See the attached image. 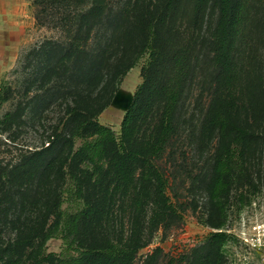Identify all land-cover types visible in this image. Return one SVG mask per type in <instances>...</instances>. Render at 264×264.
<instances>
[{
    "label": "trees",
    "instance_id": "obj_1",
    "mask_svg": "<svg viewBox=\"0 0 264 264\" xmlns=\"http://www.w3.org/2000/svg\"><path fill=\"white\" fill-rule=\"evenodd\" d=\"M184 2L126 0L114 7L109 0L35 1L37 21L46 25L50 16L56 18L67 40H46L30 54L37 70L29 85L38 83L42 90L34 102L49 107L53 100L61 104L68 99L64 103L69 116L65 132L47 148L23 156L12 167L0 161V264H135L139 250L160 228L169 229L181 220L180 204L169 195L168 170L160 164L174 154L169 150L180 129L181 94L174 85L166 86L169 76L156 77L152 69L165 62L172 66L168 72L175 81L183 84L198 70L203 50L209 63L200 71L211 86L206 124L220 132V147L208 171L210 223L216 231L194 249L189 264H225L222 246L230 238L238 242L225 230L230 193L235 184L257 189L254 174H260L264 159V0L254 12L249 0H212L217 19L209 41L197 51L180 49L165 60V43L175 41L169 22ZM196 9L199 13L202 4ZM146 53L145 82L118 136L99 116ZM12 93L3 81L0 112ZM155 118L160 124L143 148L137 133L143 121L149 125ZM20 119L17 112L0 117V135ZM77 139L80 145L75 147ZM117 197L132 198L139 218L150 205L146 237L135 229L125 237L112 226ZM69 198L80 201L75 211L63 208ZM239 201L245 202L243 195ZM51 215L54 221L47 227ZM9 232L15 233L13 238L7 237ZM58 234L67 247L61 254L47 253V241Z\"/></svg>",
    "mask_w": 264,
    "mask_h": 264
},
{
    "label": "rangeland",
    "instance_id": "obj_2",
    "mask_svg": "<svg viewBox=\"0 0 264 264\" xmlns=\"http://www.w3.org/2000/svg\"><path fill=\"white\" fill-rule=\"evenodd\" d=\"M36 0H0V89L3 81L12 87V96L0 112V117L7 112H17L21 115L12 129L0 135V161L10 167L19 163L23 156L45 149L51 141L61 132H65L64 121L69 116L67 105L60 100H53L49 107H41L35 103L37 94L42 92L38 83L29 85L36 76V59L30 55L46 40L65 41L66 32L50 16L46 25L40 24L36 19L38 6ZM94 0H89L93 3ZM108 1V0H107ZM126 0H109L112 6L122 5ZM157 0H153V3ZM251 10L256 11L260 0H249ZM198 3L202 9L197 13ZM90 4V3H89ZM217 9L212 0H187L175 14L173 21L169 22L175 41L165 43L163 58L169 60L180 49L190 48L198 50L201 43H207L212 30L216 25ZM171 31V32H172ZM170 32V34H171ZM180 33V36L178 34ZM91 40L89 43L91 44ZM177 43L179 46L173 45ZM164 43V42H163ZM30 56V58H29ZM32 56V57H31ZM149 53L142 56L137 64L123 77L119 90L115 93L111 104L100 114L99 121L111 127L118 136L121 134V125L136 92L144 84ZM198 70L194 75L180 84L175 81V75L168 72L172 66L160 62L152 69V74L160 78L170 77L167 87L174 85L175 91L180 93L177 107V127L179 133L172 141L173 156H165L160 164L168 170L170 179L169 195L174 202L180 204L182 218L169 229L160 228L152 237V241L139 250L135 264H189L194 249L204 246L210 232L216 231L210 223L212 204L208 197V171L210 162L218 147H220V132L210 127L208 120L211 112V86L204 81V74L200 68L209 62L204 50L199 58ZM206 77V74H205ZM174 82V84H173ZM180 84V85H179ZM29 87L28 94L25 90ZM142 106L145 108L147 93L144 94ZM40 99V98H39ZM35 101V102H34ZM70 103V99H69ZM43 105V104H42ZM25 107V108H23ZM205 122V123H204ZM149 124V123H148ZM160 124L155 118L154 123L147 125L142 122L137 133L138 145L148 148V140L153 139V127ZM153 131V132H152ZM69 135V134H68ZM178 139V140H177ZM80 145L76 140L75 147ZM176 162L174 165L168 160ZM170 162V163H169ZM54 173V171H53ZM257 189L254 186L235 184L230 193V202L227 206L228 219L225 230H239V219L246 211L250 212L254 203L262 204L264 200V159L260 174H254ZM50 189V188H49ZM48 190V189H47ZM244 196V203L239 201ZM69 198L63 205L68 211H75L80 201ZM112 226L126 237L134 231H142L144 236L149 233L148 222L150 209L146 206L144 217H137L134 200L132 198H118L116 200ZM54 216L48 220L47 227L52 225ZM219 221L217 220V223ZM236 227V228H235ZM9 232L8 236L14 237ZM65 240L61 235L50 238L46 243V252L61 254L66 248ZM75 253L74 250H72ZM225 264H264V252L247 251L232 238L222 246ZM173 264V263H172Z\"/></svg>",
    "mask_w": 264,
    "mask_h": 264
},
{
    "label": "built area",
    "instance_id": "obj_3",
    "mask_svg": "<svg viewBox=\"0 0 264 264\" xmlns=\"http://www.w3.org/2000/svg\"><path fill=\"white\" fill-rule=\"evenodd\" d=\"M239 220L238 231L236 229L226 231L232 233L238 239V244L250 253L264 252V200L260 205L255 202L250 212L246 211ZM243 264L248 263L243 262Z\"/></svg>",
    "mask_w": 264,
    "mask_h": 264
}]
</instances>
